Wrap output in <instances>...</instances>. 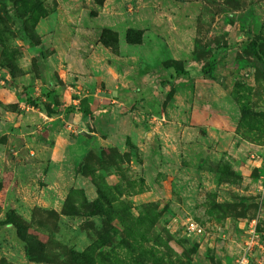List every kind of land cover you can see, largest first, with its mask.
Returning a JSON list of instances; mask_svg holds the SVG:
<instances>
[{
  "label": "rangeland",
  "instance_id": "obj_1",
  "mask_svg": "<svg viewBox=\"0 0 264 264\" xmlns=\"http://www.w3.org/2000/svg\"><path fill=\"white\" fill-rule=\"evenodd\" d=\"M252 39L264 0H0V264L263 261Z\"/></svg>",
  "mask_w": 264,
  "mask_h": 264
},
{
  "label": "trees",
  "instance_id": "obj_2",
  "mask_svg": "<svg viewBox=\"0 0 264 264\" xmlns=\"http://www.w3.org/2000/svg\"><path fill=\"white\" fill-rule=\"evenodd\" d=\"M260 44V41L257 40V39H252L250 41V46H251V50L253 51L254 55L262 62L263 66H264V51L260 48L259 46ZM175 69L177 70V72L179 73H185L180 67L178 66H175ZM82 103L83 105L85 106L86 104V99H83L82 100ZM49 112H51L49 110ZM83 112L85 114H88L90 112V110L86 107V108H83Z\"/></svg>",
  "mask_w": 264,
  "mask_h": 264
},
{
  "label": "built area",
  "instance_id": "obj_3",
  "mask_svg": "<svg viewBox=\"0 0 264 264\" xmlns=\"http://www.w3.org/2000/svg\"><path fill=\"white\" fill-rule=\"evenodd\" d=\"M187 226H188V229L191 231H197L198 230V226H197L195 221H189ZM253 239L254 238L252 237L250 239V241H248V244H247L244 252L239 257V259H238L239 264H252V262L251 263L249 262V257H250V250H251ZM259 264H264V260L259 262Z\"/></svg>",
  "mask_w": 264,
  "mask_h": 264
}]
</instances>
